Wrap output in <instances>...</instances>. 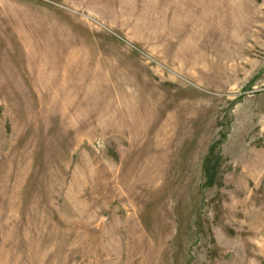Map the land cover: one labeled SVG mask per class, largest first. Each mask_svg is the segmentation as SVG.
<instances>
[{"label": "rangeland", "instance_id": "rangeland-1", "mask_svg": "<svg viewBox=\"0 0 264 264\" xmlns=\"http://www.w3.org/2000/svg\"><path fill=\"white\" fill-rule=\"evenodd\" d=\"M0 264H264V0H0Z\"/></svg>", "mask_w": 264, "mask_h": 264}]
</instances>
